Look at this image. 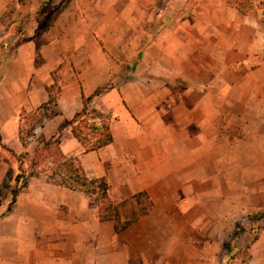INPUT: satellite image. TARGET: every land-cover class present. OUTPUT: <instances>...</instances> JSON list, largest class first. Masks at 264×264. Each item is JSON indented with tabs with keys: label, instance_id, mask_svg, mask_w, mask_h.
I'll return each mask as SVG.
<instances>
[{
	"label": "crops",
	"instance_id": "1",
	"mask_svg": "<svg viewBox=\"0 0 264 264\" xmlns=\"http://www.w3.org/2000/svg\"><path fill=\"white\" fill-rule=\"evenodd\" d=\"M65 2L30 0L21 21L20 1L0 0V52L14 51L0 60V141L32 158L38 145L22 143V115L54 99L56 112L43 117L37 137L58 138L89 178H105L114 202L145 191L152 204L116 232L112 220L100 219L95 196L38 175L10 204L17 174L0 158V264H216L218 243L213 249L208 230L264 206V6L171 0L164 25L166 0ZM150 3L162 27L151 37ZM52 8L53 31L66 23L38 43ZM119 44L136 52L128 69L137 71L100 88L119 68L102 55ZM150 56L158 78L141 70ZM96 90L89 104L107 116L112 139L84 151L63 124ZM260 247L262 237L252 243V264H264Z\"/></svg>",
	"mask_w": 264,
	"mask_h": 264
},
{
	"label": "rangeland",
	"instance_id": "2",
	"mask_svg": "<svg viewBox=\"0 0 264 264\" xmlns=\"http://www.w3.org/2000/svg\"><path fill=\"white\" fill-rule=\"evenodd\" d=\"M22 4V18L25 19V15H28V8L30 5V0H19ZM69 0H66L65 5L67 4ZM165 0H162V2ZM246 3V6L248 4H253L258 6L260 5L264 6V0H244ZM152 4V3H150ZM168 6V7H167ZM51 7H48L50 9ZM25 9V10H24ZM47 9V10H48ZM46 9H43L42 12H44ZM46 10V12H47ZM56 10V8H52L49 12H45V15L43 16V21L40 24V36L37 39L38 43H44L48 40H50L52 37V34L59 32L60 27L64 25L66 22H61L59 26L55 28V32L53 31V17L55 15L52 13ZM159 8H156L154 4L150 6L149 9V17L150 20L147 21L146 28L148 29L149 36H153L155 34L156 29L162 28L160 20H156V14L158 13ZM165 15L166 19L164 20V25H167L170 22L171 19V0H166L165 3ZM170 13V14H169ZM18 24L16 26V29L23 30V25ZM160 23V24H159ZM17 31V32H18ZM150 37H147L146 40H151ZM21 38V37H20ZM19 38V39H20ZM18 40V42H20ZM3 37L0 40V45H3ZM11 42V39H10ZM122 44H125V39H123ZM15 44H17L15 42ZM12 46V45H11ZM128 48V49H127ZM117 52L114 54H108V55H102L105 56L108 60H115L119 64V68L117 70H111L107 71V74H112L111 78L109 80H106L104 84L100 88H109L111 86L118 85L120 82L124 81L125 79H128L131 77V73H134L137 71V69L130 70L131 65L133 63L137 62L136 58H138V55L135 53L130 52V47L123 46L119 44L117 46ZM7 52V53H6ZM6 52H0V60H5L7 57L11 56L12 53L7 51ZM11 53V54H10ZM91 56V55H90ZM154 60H156L153 56H150L148 59H146V63L150 66L148 69H141L143 71V74L148 75L151 78H158V71L156 63H153ZM120 65H126L127 68H122ZM144 66V65H143ZM142 67V66H141ZM148 67V66H147ZM139 68V71H141ZM105 73V72H104ZM136 74V73H135ZM52 75L54 78L57 79V81L61 80L63 76L65 75L62 70L59 68L52 71ZM137 78V77H134ZM56 92V88L53 89V93ZM56 108L52 105L45 107L40 110H25V112L22 115L23 121L21 122V137L26 140V142H30L31 145H38L37 142V135L38 131L34 132V129L37 128L42 121L44 120L43 117L46 114H49L50 111L55 110ZM92 114L88 112V114L80 120L78 125H81L83 128V134L82 137H89L88 140H86V145H90L93 142L94 132L91 129V125L94 123L93 118H91ZM83 120H86V123H83ZM8 147L1 143L0 141V158L3 160H10V173L11 176L14 172L16 174L19 173H25L27 174L30 172V155L28 153L21 151L20 153H12L8 151ZM14 164V166H12ZM55 165L51 162V159H48L45 162H42L39 164V166H36L34 171L40 172L38 176L43 177L45 180L49 179V176L51 172L53 171ZM65 172H67L65 170ZM68 173V172H67ZM9 180L10 176H8ZM21 184V181L18 182ZM2 189L0 188V196H2ZM91 197V199H94V195L88 193ZM223 222L226 221V228L220 231H215V229L208 230V234L212 238L211 243H213V249L216 245V240L218 243L217 248V263L216 264H252V243L254 240L258 239L259 237H262L264 239V206H259L258 208L253 207L250 209L245 208L244 211L237 214H229L227 219H223ZM212 232V233H211ZM237 236V237H236ZM198 250L200 249L199 244L197 243ZM259 252L263 251L264 248L260 247V249H257ZM199 252V251H198ZM183 264H201L200 262H184Z\"/></svg>",
	"mask_w": 264,
	"mask_h": 264
},
{
	"label": "trees",
	"instance_id": "3",
	"mask_svg": "<svg viewBox=\"0 0 264 264\" xmlns=\"http://www.w3.org/2000/svg\"><path fill=\"white\" fill-rule=\"evenodd\" d=\"M99 90L94 92V95L89 96L85 99L82 109L75 113V115L69 121L63 124L64 126L70 127V132L81 144L84 146V151H90L98 149L105 144L109 143L112 139L107 116L104 115L100 110L90 105V101L93 96L99 94ZM54 106L56 103L54 99H50L47 103L42 105L40 109L48 106ZM38 109V110H40ZM56 109L50 111L49 114L44 117H51L50 114H55ZM88 112L92 115L94 123L91 125V129L94 132L93 142L90 145H86L87 137H82L83 128L78 125L80 120L85 117ZM86 123V120H83ZM98 123V124H97ZM87 124V123H86ZM22 143L25 140L21 137ZM85 141V142H84ZM51 159V162L55 165L53 171L49 176L52 182L63 184L65 186L74 187L80 186L86 193L93 194L98 204V212L100 219L112 220L114 223V230L116 232L123 230L130 223L135 221L141 215L146 214L151 208V200L149 199L145 191H140L128 198H125L119 202H114L108 195V184L104 177L100 178H89L77 157L65 156L59 147V139H45L43 136L38 137V148L31 158L30 172L27 174L19 173L15 176L16 185L11 190V203H14L18 192L27 185L28 179L32 176L39 175L40 172L34 171L36 166L40 163ZM65 170L68 172H65ZM9 172L6 174L8 175ZM21 181V184L18 183ZM7 183L4 179L2 187H7Z\"/></svg>",
	"mask_w": 264,
	"mask_h": 264
}]
</instances>
